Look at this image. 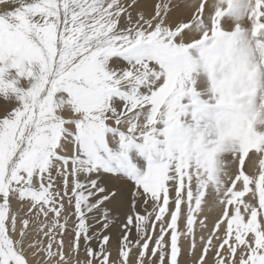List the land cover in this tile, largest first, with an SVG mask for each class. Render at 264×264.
<instances>
[{
    "label": "snow or ice",
    "instance_id": "snow-or-ice-1",
    "mask_svg": "<svg viewBox=\"0 0 264 264\" xmlns=\"http://www.w3.org/2000/svg\"><path fill=\"white\" fill-rule=\"evenodd\" d=\"M0 264H264V0H0Z\"/></svg>",
    "mask_w": 264,
    "mask_h": 264
},
{
    "label": "bare ground",
    "instance_id": "bare-ground-1",
    "mask_svg": "<svg viewBox=\"0 0 264 264\" xmlns=\"http://www.w3.org/2000/svg\"><path fill=\"white\" fill-rule=\"evenodd\" d=\"M215 213H210L209 215H214Z\"/></svg>",
    "mask_w": 264,
    "mask_h": 264
}]
</instances>
